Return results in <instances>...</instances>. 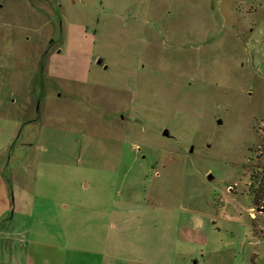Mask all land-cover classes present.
<instances>
[{
	"label": "rangeland",
	"instance_id": "374dc122",
	"mask_svg": "<svg viewBox=\"0 0 264 264\" xmlns=\"http://www.w3.org/2000/svg\"><path fill=\"white\" fill-rule=\"evenodd\" d=\"M250 185L264 0H0V264H264Z\"/></svg>",
	"mask_w": 264,
	"mask_h": 264
},
{
	"label": "flooded vegetation",
	"instance_id": "af4514ba",
	"mask_svg": "<svg viewBox=\"0 0 264 264\" xmlns=\"http://www.w3.org/2000/svg\"><path fill=\"white\" fill-rule=\"evenodd\" d=\"M28 2L30 1V2H32V1H34V0H27ZM67 16V14H66V11L64 12V15L62 16V18H56L55 19V24H54V27H56L57 28V30H58V33L60 34L61 33V35H60V38L58 39V40H55V38H51L50 40H47L46 42H47V44L45 45V48H43V57H42V55H41V57L42 58H44V57H46L48 54H52L51 55V63L53 64V66H55L56 65V62H61L62 61V59L64 58V54L62 53V51L60 50L61 49V43H62V41H63V37H64V34H65V32H68L67 33V35H69L70 33H71V36H73V32L74 31H72V29H73V27H72V25H68V26H66V24H64V19H63V17H66ZM170 15H169V12H164V14H163V17H169ZM159 21L160 20H158V22L154 25V28L156 27V29H157V27L159 26ZM57 34V33H56ZM130 59H131V61H128L127 60V69L128 70H132V71H138V69H136L135 67H137L138 66V64H137V57H130ZM39 60L41 61V58H40V56H39ZM129 64V65H128ZM168 64V63H167ZM62 65V64H61ZM137 65V66H136ZM105 66L106 65H104V66H102V68L105 70L106 68H105ZM155 69V70H154ZM153 69V71L154 72H152L151 73V78H152V81H154L153 83H156L157 82V77L158 76H164L163 74H162V72H163V69H161V67H158V68H154ZM157 69V70H156ZM162 71V72H158V71ZM42 75V74H41ZM40 75V76H41ZM129 76V78H128V81L126 80V84H125V86H122L121 84V81H120V77L117 79V81H116V83L115 84H117L118 86H119V90H124L125 92H127V94L129 95V97H130V95L132 94V92H134L136 89H137V87L138 86H136V81L134 80V78H135V76L133 75V76H131V75H128ZM141 77H142V75H141ZM144 79H147L148 80V82H150V79H148L147 77H145ZM160 79V78H159ZM161 80V79H160ZM139 84V83H138ZM140 85V84H139ZM141 87L143 88L142 89V91H146L147 89H148V91L151 89V85H149L148 86V83L146 82V83H143V84H141ZM139 88V87H138ZM137 91H138V89H137ZM150 92H162V91H160V89L159 90H157V89H151L150 90ZM60 96V95H59ZM43 98H45L44 97V95L41 97V98H38V99H35L36 101H35V105H36V113H37V115H35L31 120L29 119L27 122L29 123H34V122H36L37 120H38V115H40V109H39V107H38V105L40 106V103H41V99H43ZM161 102H163V101H160L159 103H158V105H159V109H158V111H160L161 112V107H162V103ZM124 117V115H120V119H122ZM162 131H164V130H162ZM169 133V132H168ZM164 138H166V139H171V137H170V134L167 136V137H164ZM138 151H140V150H138ZM143 159H144V157H143Z\"/></svg>",
	"mask_w": 264,
	"mask_h": 264
},
{
	"label": "trees",
	"instance_id": "16d2710c",
	"mask_svg": "<svg viewBox=\"0 0 264 264\" xmlns=\"http://www.w3.org/2000/svg\"><path fill=\"white\" fill-rule=\"evenodd\" d=\"M255 179V178H254ZM255 182H253V184H254ZM253 186H255V185H250V187L249 188H251L253 191H252V193H254L255 191H256V188H255V191H254V189H253ZM264 188V187H263ZM258 197H257V196ZM250 196H251V198H252V201L255 203V204H253V205H255V207L256 206H258L259 204H260V201L264 198V189H263V191H262V194L261 195H258L257 193H254V195H251L250 194ZM262 197V198H261ZM259 198H261L260 200H259V202H258V199ZM261 203L262 204H260V208H264V201H261Z\"/></svg>",
	"mask_w": 264,
	"mask_h": 264
},
{
	"label": "water",
	"instance_id": "95a60500",
	"mask_svg": "<svg viewBox=\"0 0 264 264\" xmlns=\"http://www.w3.org/2000/svg\"><path fill=\"white\" fill-rule=\"evenodd\" d=\"M97 64L99 66L102 65V60L101 59L97 60ZM218 124H221V121H218ZM168 135H169V133H168L167 130L162 131V136L163 137H167ZM192 151H193V146L190 147V152H192ZM207 179L208 180L212 179V175L210 173L207 175Z\"/></svg>",
	"mask_w": 264,
	"mask_h": 264
},
{
	"label": "clouds",
	"instance_id": "9594fccd",
	"mask_svg": "<svg viewBox=\"0 0 264 264\" xmlns=\"http://www.w3.org/2000/svg\"><path fill=\"white\" fill-rule=\"evenodd\" d=\"M260 210H262V211H263V208H260Z\"/></svg>",
	"mask_w": 264,
	"mask_h": 264
}]
</instances>
